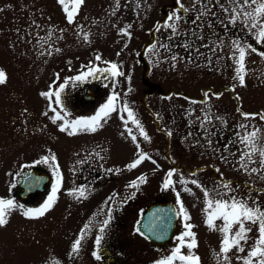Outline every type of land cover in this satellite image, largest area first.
Wrapping results in <instances>:
<instances>
[{
  "label": "rangeland",
  "instance_id": "obj_1",
  "mask_svg": "<svg viewBox=\"0 0 264 264\" xmlns=\"http://www.w3.org/2000/svg\"><path fill=\"white\" fill-rule=\"evenodd\" d=\"M3 1L7 8L1 14L0 23L3 21L5 27L12 28L5 36L11 37V41L16 38L15 47H18L20 43L18 49H21L23 60L25 50L30 45V37L35 35L36 64L30 67L23 63L20 79L29 81L30 73L35 70L34 81H38V100L37 106L33 108V115L36 118L33 122H37L38 127L30 134L21 131L14 140L18 143L19 150L1 155L3 161L0 162V187L8 181V172L18 167V162H12V160L20 158L21 163H24L32 158L48 155V143H64L58 146L55 152L58 163L72 158L66 153V149H61L62 146L68 148L84 140L92 143L93 156L98 157L96 153H100L106 162L120 164L135 158L136 146L127 135L123 122L115 113L97 132L82 133L85 134L84 140H81L79 136L72 138L67 133L61 132L58 128L59 122L53 124L43 115L44 112L49 111L48 100L40 95L44 92L46 83L57 81L54 83L57 84L65 77L86 71V68L82 66L88 65L90 61L100 67L106 66L102 61H114L121 65V70L126 75L131 76L130 82L124 77L118 78L119 84L115 91L121 94L123 100H127L136 113L151 138L150 142L144 141L139 136L138 129L131 122L128 126L137 135L141 148L156 161V164H153L150 160H146L138 168L132 169L134 175L149 174L151 176V182L140 185L138 189L139 205L143 203L146 190L149 194V201L154 198V191L158 189V174L161 173L160 168L157 167L162 161L161 158H164L162 156L164 154L165 173L173 167L175 162L177 163L174 175L177 182L176 189L180 192V197L187 198L188 204H191L188 210L192 218L190 223L195 225L193 231L196 233L199 245L195 252L199 256L208 258V263L205 258H201V264H217L215 253L219 251L221 233L211 231L205 225V215L202 211L205 204L202 191L190 183L180 184L179 179L182 174L186 181L196 179L211 189L220 183V173H223L222 179L232 181L233 188L237 185L241 186L238 189L239 195L246 194L245 182L252 183L255 180L257 186L264 187V181H259L258 178L249 177L243 171L236 170L238 167L236 159L239 153L237 157H233L231 152H235L238 145L229 144L230 151L224 153L229 157L228 163L220 159L224 145L235 139L239 124L245 123L264 129V121L245 120L241 115V112H264V58L257 53H250L246 57V86L242 87L238 79H234L236 65L235 61L229 58L232 51L231 43L234 39H238L242 44H252L258 52L264 51V44H257L242 24L225 27L215 22L213 18L212 29L206 26L202 29L197 28V32L202 33L205 40H195L196 46L207 44L209 47H200V52L203 54L201 56L195 55L193 49L191 51L192 61L188 62L190 51L182 45L191 37L181 35L169 39V30L155 31L157 22L163 23L167 15L177 7L175 0H119V8L115 15L112 14L115 0H85L76 17V22L71 25L67 23L62 6L57 3V0H0V2ZM182 2L186 6L191 4V0H182ZM19 5L20 11L18 10ZM214 10L218 15L223 16L218 7ZM33 20L40 25V28L32 25ZM15 22L20 25V29L17 28L20 32L13 30ZM129 24L132 26L129 29L130 39L119 34V29ZM33 26L36 32L30 29ZM50 27L54 32L52 40L49 41L51 48L48 44L41 48L36 42V34L46 36ZM180 27L181 29L196 28L194 25H185L183 22ZM58 29H65L63 39H57L61 35ZM84 32L89 33V42L83 40ZM221 41L223 47L217 48V51L213 53L210 48L220 44ZM153 44H157L159 56L149 51ZM160 44H170L171 50L165 51L159 48ZM15 47L12 45L13 50ZM56 48H60L61 51L56 52ZM178 49L181 51L178 55L183 59L178 61L173 69L171 61H165L164 57L174 55V50ZM13 50L5 47L6 56L12 55ZM49 51L51 55L48 54ZM41 52L44 54L41 55ZM118 52L119 56H117ZM96 54H100L101 61L95 60ZM217 56L221 58L216 59ZM205 57L211 58V64ZM0 67H4L1 60ZM8 71L10 75L7 70L5 72L7 79L9 76L13 79L14 69ZM56 74H59V80L56 79ZM233 86H235V91H232ZM129 87L132 91L124 96ZM206 91L211 97L206 105L191 103L192 100H204ZM213 93L222 95L217 98ZM53 107L56 106L53 105ZM204 107L210 108L215 116L226 121L223 124L220 121H214V126H209V131L213 132L212 147L221 149V152L213 151L207 146L206 137L203 134L204 129L197 126V117L203 115L201 109ZM58 109L60 107H57ZM52 114L49 112V115ZM124 115L126 118V114ZM168 131H171V136L167 135ZM188 133L192 135L188 136ZM186 136H188L187 139H185ZM197 140H199L198 144ZM0 142L10 141L7 138L4 139L0 133ZM216 169L220 171L217 172ZM185 186L190 187L192 192H185L183 190ZM260 199L264 200V195H261ZM14 213L10 216L8 225L0 228V264H45V260L50 256L65 262L68 242L53 244L48 240H41L34 231L30 235L28 230L23 229L24 225H15L17 219L23 222H28V220L21 213ZM179 222L181 223L182 220L179 219ZM216 223L221 222L218 220ZM250 235L255 237V229ZM251 243L250 240L249 244ZM183 251L187 254V250L183 249ZM232 264H241V261L233 256Z\"/></svg>",
  "mask_w": 264,
  "mask_h": 264
},
{
  "label": "snow or ice",
  "instance_id": "obj_2",
  "mask_svg": "<svg viewBox=\"0 0 264 264\" xmlns=\"http://www.w3.org/2000/svg\"><path fill=\"white\" fill-rule=\"evenodd\" d=\"M85 0H57V3L62 6V10L65 14V18L68 24H74L76 22V17L79 14L81 6L84 4ZM177 7L171 11L163 23L157 22L155 26L156 32H161L162 30H169V39L176 36H187L191 37L183 43L182 47L190 51L188 57V62L192 61L191 51L194 49L195 55H203L200 52V47L208 48L209 45L201 44L199 47L195 45V40L204 41L205 37L202 33L197 32V28L202 29L205 26L209 29L213 28V18L215 22L220 23L222 26L242 24L246 30L254 37L257 44H264V0H191V4L186 6L182 0H175ZM139 7V4H137ZM219 8L223 13V16L218 15L214 10ZM119 8V0H115V7L112 9V14L115 15L116 10ZM191 16V19H189ZM183 22L185 25L191 24L196 26V28L189 29L187 27L181 29L180 25ZM32 25L36 28H40V25L36 24L33 20ZM82 27V26H80ZM132 26L129 24L124 28L119 29V34L122 36H127L131 38V32L129 29ZM19 31V30H17ZM61 33L57 39H63V33L65 29H58ZM53 29L50 27L48 29L46 36H40L39 33L36 34V42L41 48L48 44L49 48L51 45L49 41L53 38ZM80 35V33H76ZM83 40L89 42V33H83ZM127 47V45H125ZM223 42L221 41L218 45H213L210 50L215 53L217 48H222ZM231 53L229 58L235 61V76L234 79H238L240 86H246L245 76H246V57L250 53H257L261 58H264V51L257 50L252 44H242L238 39H234L231 43ZM159 48L165 51H170V44H160ZM56 52H60V48L55 49ZM155 55L159 56V50L157 49V44H153L150 49ZM44 53L41 52V55ZM51 55V51L48 52ZM120 53H117L119 56ZM217 56L216 59H220ZM100 54H96L95 60L101 61ZM183 59L178 54L171 55L170 57H164V60L171 61V67L175 69L176 63ZM208 63L211 64V58L205 57ZM106 66L100 67L99 65L93 64L91 61L88 65H83L82 68H86V71H81L75 76L65 77L62 83H59L55 90L49 86L48 91L41 92L40 95L48 100V109L43 113V115L49 118L53 124H58V128L61 132L67 133L68 136H75L80 133L91 132L95 133L100 128L107 123L108 119L112 114H117L120 120L123 122L126 129L127 135L131 138L132 142L136 146L135 158L127 165L125 168L129 171L138 168L144 161L150 160L151 163L156 164V161L151 158V156L145 152L140 143L138 142L137 135L134 134L133 129L130 128L129 122L135 125L139 131V136L143 138L144 141L150 142V136L145 131L141 121L137 118L136 113L130 107L127 100H123L121 94L115 91L117 85L119 84L120 77H124L129 82L131 81V76L126 75L124 71L121 70V65L114 61H102ZM89 78H102L104 80H111V87L113 92L108 96L105 103L101 104L96 112L87 117H77L75 119H69L70 113L64 109L62 93L65 91L66 87L69 85L76 86L79 83L86 82ZM56 79L59 80V74H56ZM7 83V74L3 69H0V85ZM55 83V81H53ZM132 89L129 87L124 93L127 96ZM232 91H235V86H233ZM217 98L222 94L213 93ZM209 92L204 93V100L196 101L192 100V104H205L208 99ZM171 99V97H168ZM53 103L60 107H53ZM25 112L27 109L24 110ZM240 111V109H237ZM49 112L53 113L49 115ZM203 113L202 116L197 117V126L204 129V136L206 137L207 146L216 152H221L219 148H213V132L209 131V126H214V121H220L222 124L226 123L221 117L215 116L211 109L204 107L201 109ZM126 114V118L125 115ZM242 117L245 120L259 119L264 121V112L259 113H244L241 112ZM238 131L235 134V139L230 140L224 145L220 159L224 163H228L229 157L224 154L230 151L229 144L238 145L235 152H231L233 157L236 159L237 171H243L249 177L258 178L259 181H264V129L256 127L254 125H249L241 123L238 126ZM214 131V128H213ZM125 135V133H121ZM168 136H171V131L167 132ZM188 133V136H191ZM185 137V139L188 138ZM199 143V140L196 141ZM96 155L100 156V153ZM83 163V161H81ZM34 165L45 164L48 165L52 170V175L54 181L51 185V189L46 197V199L38 207H26L24 204L18 203L14 198L11 197H0V228L6 227L9 223V218L13 212L19 211L21 215L27 219L35 220L44 217L48 212L54 209L55 205L59 199V193L63 185V174L60 171L59 164L57 162V157L55 153L49 150L48 155L42 156L33 162ZM31 165H22L21 172H18L17 176H23L24 183L31 190L35 185L40 183L41 178L32 177L30 178V173H25L23 169L30 167ZM108 171H114L119 174L122 170L109 169ZM219 172V169H216ZM176 174V169H170L163 180L162 187L167 190L172 188L176 195V204L178 209H173V215L179 217L183 222V231L175 238L178 243L172 249L169 255L159 258L154 261V264H201V258L196 254L195 249L198 248V241L196 238V233L193 231L195 227L194 224L190 223L191 216L188 210L184 206V202L180 198V192L175 190V181L172 177ZM9 175H11L9 173ZM195 175V173H193ZM221 181L213 188L209 189L202 185L198 180L192 179L191 181H186L183 175H180L179 183L182 185H187L188 183L195 185L199 188L204 196L205 207L202 210L205 215V225L211 231H218L221 233V241L219 251L215 253L217 257V264H232V258L241 261V264H264V200L260 199L261 195H264V187H259L255 183L245 182V195H239L238 189L241 187L237 185L236 188L232 187V181L223 180V173H220ZM148 182V177L146 174H141L136 178V180L130 181L126 186L127 188L138 190L140 185L146 184ZM16 186L15 183L10 185L9 191ZM185 192H192L190 187L185 186L183 189ZM89 194V189L87 185H82L78 188L70 190L69 195L74 196L77 200L87 199ZM115 193L107 198L105 204L108 205L107 218L100 222L98 232L94 239V250L92 256L100 261L102 255L100 248L102 242L104 241V234L107 228L110 226L112 221L113 205L112 201L116 199ZM135 196V191L131 192L128 197H125L124 201ZM220 221L217 224L216 221ZM92 222L86 223L84 227L80 230L79 235L73 241L71 249L68 253L70 258L78 256L82 242L85 240L87 234L91 231ZM255 229V237L250 234ZM139 232L140 230L137 229ZM143 235V233H141ZM157 239H162L163 234H158ZM252 241L249 244V241ZM187 249V254L184 253L183 249ZM243 253L244 255H239ZM45 264H61V261L57 258L54 259L51 256L45 260Z\"/></svg>",
  "mask_w": 264,
  "mask_h": 264
},
{
  "label": "flooded vegetation",
  "instance_id": "obj_3",
  "mask_svg": "<svg viewBox=\"0 0 264 264\" xmlns=\"http://www.w3.org/2000/svg\"><path fill=\"white\" fill-rule=\"evenodd\" d=\"M6 8L4 1L0 2V17ZM18 10L20 11V5ZM1 23L0 36H3L0 37V60L4 67H0V69L5 72L7 70L8 73L9 69H14L15 76L13 79H10L11 77L9 76L7 83L0 85V133L4 139L7 138L10 141L0 142V162L3 161L1 157L3 153L9 154L14 150H19L18 143L14 140L21 131L30 134L38 127L37 122H33L36 119L33 115V108L37 106L38 100V81H34L35 70L33 71L32 69L33 72L30 73L29 81H21L20 79L23 63L28 64L30 67L36 64L35 35L30 37V45L25 50V58L23 60L21 49H18V47L20 48V43L18 47H15L17 45L16 38L11 41V37L5 36L12 28L5 27L3 21ZM13 27L14 31H17V28L20 29V25L17 22L14 23ZM30 29L36 32L34 26L33 28L30 27ZM12 45L15 47L14 50ZM5 47L13 50L12 55L6 56ZM179 50H174V54H179L181 52ZM59 83L54 84L53 81L46 83L44 91H48L49 86L55 90ZM111 84L112 81L102 78H89L86 82L79 83L76 86L69 85L66 87L62 93V100L64 109L70 113L69 119L93 115L99 106L106 102L108 96L112 94ZM53 105L55 104L53 103ZM25 109H27L26 112L24 111ZM75 136H79L82 140L85 134L80 133ZM79 142L74 143L71 147L64 148L66 146H62L61 148L66 149V153L72 158L58 163L63 174V185L54 209L39 219L30 220L25 218L28 222L17 219L18 221L15 225H24L25 228L23 227V229L25 231L28 230L30 235L34 231L41 240L45 239L53 244L59 242L66 244L68 242L67 258L61 264H154L155 260L169 255L178 243L175 238L184 230L183 223L179 222V217L175 216L169 236L163 241L153 240L144 233L141 235V231H137L139 218L151 205L171 203L178 209L175 192L172 188L165 190L162 187L166 175L164 154H162L164 158H161L162 161L159 162L157 167L160 168L159 171L161 173L158 174L157 181L159 183L158 189L154 191V198L149 201V194L146 190L143 195V203L139 205L140 196L137 195L138 190L135 191L126 187L130 181L135 180V177L139 176L134 175L132 170L129 171L125 168V165L129 164L131 160L128 159V161L120 164L106 162L93 156L91 152L93 149L92 143L85 142V140ZM47 145V151L51 150L52 153H55L58 146L64 145V143L53 142ZM37 159L40 158H32L24 163H21L20 158L12 160V162H18V167L8 172V181H5L3 186L0 187V194L5 195L0 196L14 198L18 203L24 204L26 207H38L43 203L51 189L54 177L48 165L33 164ZM22 165H31L23 169L25 173L31 174L30 178H41L40 183L31 190L24 183L23 176L16 175L21 172ZM117 168L122 170L119 174L114 171H108L109 169ZM170 169L177 170V163L175 162ZM146 175L148 181L151 182V176L149 174ZM172 179L176 182L174 176ZM13 183L16 186L9 191L10 185ZM176 184L177 182L174 187L177 191ZM82 185L88 186L89 194L87 199L77 200L74 196L69 195L70 190ZM133 191H135V196L122 202ZM113 193L117 194L116 199L111 202L113 205V218L104 234V241L100 248L102 259L97 261L92 256L94 239L100 222L107 218L108 205L105 204V201ZM181 199L185 208L190 210L191 204H188V199L185 197ZM135 205L137 206L135 207ZM15 213L20 212L17 211ZM164 216L165 213L163 212ZM90 220L92 222L91 231L82 242L79 255L70 258L68 253L73 241ZM185 250L187 249L185 248ZM200 258H205L206 263H208L206 256H200Z\"/></svg>",
  "mask_w": 264,
  "mask_h": 264
},
{
  "label": "water",
  "instance_id": "obj_4",
  "mask_svg": "<svg viewBox=\"0 0 264 264\" xmlns=\"http://www.w3.org/2000/svg\"><path fill=\"white\" fill-rule=\"evenodd\" d=\"M173 209L176 208L171 203L151 205L139 218L137 228L153 240L167 239L175 219ZM163 212L165 213L164 217ZM158 234H163V238L157 239Z\"/></svg>",
  "mask_w": 264,
  "mask_h": 264
}]
</instances>
